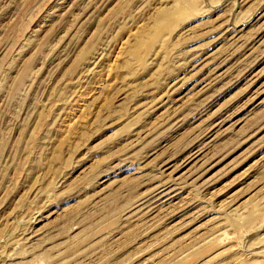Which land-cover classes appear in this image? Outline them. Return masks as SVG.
Returning a JSON list of instances; mask_svg holds the SVG:
<instances>
[{
    "label": "rangeland",
    "instance_id": "1",
    "mask_svg": "<svg viewBox=\"0 0 264 264\" xmlns=\"http://www.w3.org/2000/svg\"><path fill=\"white\" fill-rule=\"evenodd\" d=\"M0 264H264V0H0Z\"/></svg>",
    "mask_w": 264,
    "mask_h": 264
},
{
    "label": "bare ground",
    "instance_id": "2",
    "mask_svg": "<svg viewBox=\"0 0 264 264\" xmlns=\"http://www.w3.org/2000/svg\"><path fill=\"white\" fill-rule=\"evenodd\" d=\"M27 71H28V65L24 68V70L22 71V73H21V76H20V79H19V82H21V80L25 77V75L27 74ZM200 149V148H199ZM197 150V149H196ZM194 151V150H193ZM197 153H199V152H196L195 154H194V156L195 155H197ZM189 155V154H188ZM197 157H199V156H197ZM203 157V156H202ZM207 159V158H206ZM198 160V159H197ZM177 189H179L177 186H172V188L171 187H164V188H162V189H160V190H158V192H157V199H160L161 201H164L165 200V198H167L170 194H171V192H173L174 190L176 191ZM176 194V193H175ZM193 195V194H192ZM177 196V195H176ZM169 198V197H168ZM150 202V201H149ZM169 202V201H168ZM156 204H159V202L158 203H156ZM163 204V203H162ZM174 205V204H173ZM155 207V206H154ZM217 254V253H216ZM214 255V254H213ZM182 257V256H181ZM184 257V256H183ZM187 260V259H186ZM232 260V259H231ZM186 262V261H185ZM192 262V261H191Z\"/></svg>",
    "mask_w": 264,
    "mask_h": 264
}]
</instances>
